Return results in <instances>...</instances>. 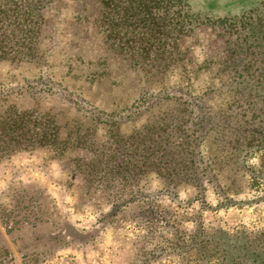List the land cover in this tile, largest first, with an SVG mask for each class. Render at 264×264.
<instances>
[{"label":"trees","instance_id":"obj_1","mask_svg":"<svg viewBox=\"0 0 264 264\" xmlns=\"http://www.w3.org/2000/svg\"><path fill=\"white\" fill-rule=\"evenodd\" d=\"M55 1L0 0V62L33 64L37 75L27 80L32 99L55 98L72 110L63 120L34 106L13 109L0 123L3 151H44L49 159L66 162L86 193L106 194L118 210L146 201L149 194L141 185L149 174L163 178L171 192L184 180L201 189L203 196L205 180L216 179L215 159L204 160L199 150L211 132L225 145L236 139L225 132H258L257 138H245L237 158L264 154V0H93L94 22L86 16L75 19L95 29L107 53L124 54L133 69L151 74L138 95L114 111L97 107L52 77L49 59L57 42L51 37L49 52L41 44L49 25L44 16L55 8ZM59 14L56 10L58 22ZM203 29L224 40L229 54L226 67H244L243 72L249 73L256 64V70L244 77L237 71L235 79H242L237 86L222 84L200 94L189 90L187 79L182 80L187 85L174 89L150 90L153 83L165 81L169 68L185 62L181 41ZM107 53L95 62L100 78L108 75ZM224 87L232 96L226 107L208 104L207 98ZM166 103H171L169 109L153 115ZM149 118L155 120L148 122ZM138 123L143 126L125 133ZM193 222V232L175 229L172 238L145 250L137 264L171 257L179 258L180 264H264V233H210L201 219Z\"/></svg>","mask_w":264,"mask_h":264},{"label":"rangeland","instance_id":"obj_2","mask_svg":"<svg viewBox=\"0 0 264 264\" xmlns=\"http://www.w3.org/2000/svg\"><path fill=\"white\" fill-rule=\"evenodd\" d=\"M83 16L91 24L96 19L93 0H56L55 8L45 13L49 25L41 48L49 52L51 37L57 42L49 71L56 82L97 107L107 111L123 108L151 74L133 69L124 54L107 53L95 29L75 19ZM216 35L203 29L181 41L185 62L169 68L165 81L153 83L150 90L174 89L184 84L183 79L189 81L193 94L222 84H241L242 79H235L236 72L248 76L257 65L249 73L243 72L244 67H226L227 47ZM105 53L109 76L100 78L95 62ZM37 72L33 64L0 62V123L13 109L26 111L31 106L55 112L63 120L71 113V107L55 98L32 99L27 80ZM211 97L208 104L214 108L232 100L225 87ZM170 107L171 103L162 104L153 115ZM143 123L129 126L125 133ZM225 133L238 141L225 145L211 132L199 149L204 160L216 161V179L205 180L203 196L201 189L184 180L171 192L163 178L149 174L141 185L149 194L146 201L121 210L102 192L86 193L82 180L66 162L51 160L44 151H3L0 143V264H137L145 250L172 238L175 229L193 232L197 218L210 233H264V154L237 158L245 138H257L258 132ZM152 264H180V259L171 257Z\"/></svg>","mask_w":264,"mask_h":264}]
</instances>
